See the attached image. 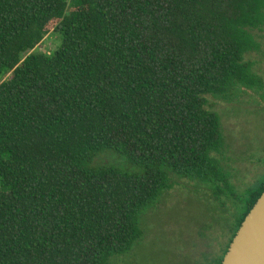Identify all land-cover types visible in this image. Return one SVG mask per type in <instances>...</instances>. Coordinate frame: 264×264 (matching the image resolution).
<instances>
[{
	"label": "trees",
	"instance_id": "trees-1",
	"mask_svg": "<svg viewBox=\"0 0 264 264\" xmlns=\"http://www.w3.org/2000/svg\"><path fill=\"white\" fill-rule=\"evenodd\" d=\"M261 26L264 0H0V264H110L177 180L222 198L207 97L262 85ZM49 30L58 45L33 51ZM263 189L264 173L200 264Z\"/></svg>",
	"mask_w": 264,
	"mask_h": 264
},
{
	"label": "rangeland",
	"instance_id": "rangeland-1",
	"mask_svg": "<svg viewBox=\"0 0 264 264\" xmlns=\"http://www.w3.org/2000/svg\"><path fill=\"white\" fill-rule=\"evenodd\" d=\"M253 36L257 49L248 59L262 85L242 88L230 101L207 97L220 120L225 140L220 161L231 189L214 199L199 181L177 180L141 213V237L131 249L110 258V264H200L202 253L218 251L225 239L221 229L226 230L223 226L233 219L239 200L264 173V26ZM59 39L49 30L32 50L49 53Z\"/></svg>",
	"mask_w": 264,
	"mask_h": 264
},
{
	"label": "water",
	"instance_id": "water-1",
	"mask_svg": "<svg viewBox=\"0 0 264 264\" xmlns=\"http://www.w3.org/2000/svg\"><path fill=\"white\" fill-rule=\"evenodd\" d=\"M220 264H264V189L240 221Z\"/></svg>",
	"mask_w": 264,
	"mask_h": 264
}]
</instances>
